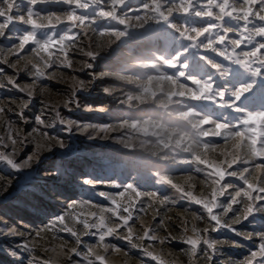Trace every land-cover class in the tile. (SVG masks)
<instances>
[{"label":"rangeland","instance_id":"obj_1","mask_svg":"<svg viewBox=\"0 0 264 264\" xmlns=\"http://www.w3.org/2000/svg\"><path fill=\"white\" fill-rule=\"evenodd\" d=\"M24 2L26 5V0ZM142 2L143 0H129L130 6L118 9L117 14H126L128 17L143 15ZM163 2L167 4V0ZM197 2L206 3L207 0H197ZM67 8L68 6L63 3H48L37 5L36 10L42 14L56 12L63 17ZM95 10L97 6L92 5L86 12L80 9H77V12L91 17ZM173 22L187 23L189 26L220 23L210 21L208 18L185 17L179 14L174 15ZM131 23L133 27L129 30L130 35L111 43L110 46L109 42L114 38L109 35L101 36L100 33L111 28L124 27L116 24L115 21L97 18L96 24L85 28H70L67 23L59 25L54 35L70 30L73 36L78 37L75 46L66 49L71 67L61 66L63 54L57 53L55 49H53L55 54L51 68L45 67L43 62L36 59L31 52L33 45L26 46L25 51L21 53L23 59L13 56L10 49L18 45L19 41L16 37L28 27L18 21H14L8 29H5L4 36H0V108L4 109V112L0 113V137L4 138L3 143H0V152L12 153V158L22 165L20 170L16 171L0 161V264H45V261H50V264H88V260L95 261L97 255L104 256L106 264H155L146 252L161 255L168 264H247L251 254L258 251L262 242L261 237L264 235V210H261L264 209V200L256 202V210L247 220H243V210L248 203L243 196L238 197L241 203L233 205V211L227 216L223 214L221 208L214 209L220 219L235 231L225 227L212 231L215 222L208 219V213L200 205L183 197L159 179L161 176H168L186 191L203 198L210 195L213 187H219L213 185L206 175L211 169H205L204 165H198L194 161L181 163L182 160H190V154L179 149L175 152L168 149L160 150L153 148L151 143L141 145L139 139L130 142L135 145L131 148H126L123 143L117 142L122 133L127 131L119 128L122 120L147 118L148 114L119 103V100L124 98V91L131 90L133 85L114 77L133 76L142 71L137 67L138 62L149 59L153 52L163 51L173 43V38L176 46L189 43L180 40L179 33L166 26L156 25L152 21H149L146 27L151 29L163 27V33L153 32L141 38L144 30L135 27V20ZM223 23L234 28L238 27L237 22L227 18ZM242 24L243 22H240L239 26L242 27ZM259 24L260 21L253 20L248 27L252 28ZM216 31L218 29L213 30V35ZM201 39L203 40L204 37ZM228 39H238V36L232 32L228 34ZM259 41L260 38L257 37L254 43ZM251 47L252 45L242 46L236 51H247ZM88 50L100 52V56L95 61H90L84 54ZM169 51H171L170 47ZM201 55L213 56L225 67L243 73V69L215 57L214 53H206L203 49L190 48L185 53L190 65L194 63L203 65L204 62L200 60ZM89 62L93 64L92 68L86 66ZM33 63L38 64L45 74L43 78H37L32 67ZM191 71V67L186 70V72ZM209 71L213 70L209 69ZM106 73L108 75H104ZM10 79L13 83H9ZM214 80L216 84L226 87L230 86L228 81L232 84L237 83L231 73L227 80H221L218 76H214ZM80 81L84 82L83 91L80 90ZM185 83L190 84V81ZM106 87L112 90V95L104 92ZM74 89L80 107H77L75 102L66 103L72 99ZM29 92L32 93L31 97L28 95ZM187 103L194 105L210 119L223 120L226 117L230 123L237 122L238 114L230 109L209 102L189 100ZM84 105L104 108L106 111H86ZM243 105L250 111L264 110V81L260 78H256L253 91L249 94V98L243 101ZM21 111L23 119L19 115ZM157 112L163 116L161 110ZM38 116L45 122L43 126L37 122ZM164 119L168 118L164 117ZM61 120L65 123H61ZM68 121L77 124H112L115 130L111 132L112 138L103 139L98 136L96 139H88L75 127L69 132ZM9 130L18 141H25L23 145L18 143L15 150L7 140ZM42 132H47L49 137L55 139L44 141L39 134ZM140 139L152 141L155 138ZM205 139L209 143L218 144L219 147L214 152L209 150L206 154L202 153V156L216 162L231 159L223 153L226 149H231L233 141L225 144L221 137ZM61 141L67 146L65 149L59 147ZM39 143L55 147L51 152L38 150L36 145ZM4 144H7V147ZM34 152L39 153V158L33 156L30 166L24 167L23 161ZM153 152L157 155H153ZM165 152L169 159L160 160L159 155ZM255 163H264V161L257 159L248 165L234 164L232 168H227V164L220 166L227 172L249 167L250 181L256 183L260 172L254 167ZM197 168L200 171H197ZM90 173L102 176L105 182L95 187L83 184L82 178ZM189 177L192 179L189 180ZM128 183L133 184L143 194L137 200L135 208L131 209L133 219L129 221V225L133 229L134 236H141L145 228H150L157 235L158 240L151 248L147 247L148 241L135 240L137 245L144 246L145 251L140 247L132 248L124 238L127 229L121 228L118 234L107 236L104 241L107 247L101 248L98 246L96 229L85 230L83 224H77L73 217L84 220L89 212L99 213L100 208L111 207L110 201L99 193L114 195L123 191V188H112L111 184ZM220 184L226 187L225 194L218 196V201L225 206L237 190L245 187L241 180L230 175H225ZM153 192L157 194L155 198L148 195ZM260 195L264 196V193ZM129 196L135 199L133 193H126L124 198L118 200L121 207L127 206ZM83 201H88L89 206H82ZM61 215L65 216V223L79 233V244L70 233L59 230L63 225L54 223ZM105 215L115 220L111 217V213ZM237 215L241 218L240 223L234 220ZM93 219H89V223H92ZM111 226L115 227V224ZM49 227L52 230H49ZM193 227L198 229L202 237L206 236L208 240L218 242L211 261L205 255L206 251L209 254L211 251L203 242L198 248L197 258H192L188 250L189 246L182 243L185 237L193 236ZM11 229H16L17 234H10ZM205 229L208 230L206 233ZM86 231L88 234H85ZM237 232L241 235H237ZM169 237L171 239H166ZM161 239H166V242L160 244L158 241ZM90 247L93 252L91 257L88 256ZM259 259L260 257H257V260ZM95 264L99 262L96 261Z\"/></svg>","mask_w":264,"mask_h":264},{"label":"snow or ice","instance_id":"obj_2","mask_svg":"<svg viewBox=\"0 0 264 264\" xmlns=\"http://www.w3.org/2000/svg\"><path fill=\"white\" fill-rule=\"evenodd\" d=\"M48 3H63L68 8L64 11L63 17L56 12L42 14L36 10L37 5ZM92 5H96L97 10L94 11V15L91 17L77 12V9L86 12ZM126 6H130L129 0H26V5L24 0H0V18H2L0 19V36L5 35V29H8L14 21L27 25L28 27L23 33L16 37L19 43L14 49H10L11 54L23 59L21 53L25 51L26 46L33 45L31 52L36 59L43 62L45 67L51 68L54 63L53 55L55 54L53 49L57 53L63 54L64 59L61 61V66L71 67V60L66 49L74 47L78 37L73 36L70 30L59 35L53 34L59 25L65 23L70 28H85L96 24L97 18H99L123 25V28H111L100 33L101 36L109 35L114 38L110 40L109 46L111 43L120 41L130 35L129 30L133 27L132 20L136 21V28L144 30L141 33V38L153 32L163 33L164 31L163 27L158 29L146 27L149 25V21L156 25L166 26L179 33V39L188 41V44L176 46L173 38V43L165 47L163 51L153 52L149 59L138 62L137 67L142 71L135 73L133 76L121 75L114 77L133 85L131 90L124 91V98L120 99L119 103L127 105L130 109H139L148 114L147 118L122 120L119 128L127 131L122 133L117 142L123 143L126 148H131L135 145L130 142L139 139L141 145L151 143L153 148L160 150L168 149L175 152L179 149L190 154V160H182L181 163L194 161L198 165H204L205 169H211L206 175L213 185L219 187H213L210 195L203 198H198L191 191H186L184 187L174 183L168 176H161L159 179L160 182L170 185L183 197L200 205L208 213V219L215 222L212 231L222 227L235 231L220 219L219 214L214 212V209L221 208L223 214L227 216L229 212L233 211V205L241 203L238 197L243 196L248 202L247 207L243 210V220H247L256 210V202L264 200V196L260 195L264 193V163L254 164V167L260 172V175L256 178V183L250 181L249 167H243L239 171L227 172L226 169L220 166L227 164V168H232L234 164L243 163L248 165L257 159L264 161V110L250 111L246 110L243 105V101H246L253 91L256 78L264 81V0H207L206 3H198L197 0H167V4L163 0H143L141 5L143 15H135L134 17H128L126 14L118 15L117 10ZM176 14L185 17L208 18L210 21L220 23L189 26L187 23L173 22V17ZM226 18L237 22L238 27L234 28L231 25L224 24ZM253 20L260 21V24L249 28L248 25L252 24ZM240 22H243L242 27L239 26ZM216 29L218 31L213 35V30ZM232 32L236 33L238 39H228V34ZM201 37H204V39L202 40ZM257 37L260 38V41L254 43ZM248 45H252L249 50L236 51L242 46L247 47ZM169 47L171 51H169ZM190 48L203 49L206 53H214L215 57L243 69V73L234 72L233 69L225 67L223 63L209 55L200 56V60L204 62L203 65L195 63L190 65L185 57V53ZM84 54L90 61H95L100 56V52L91 50L85 51ZM45 57H47V60H45ZM5 59L7 61V58ZM86 66L92 68L93 64L89 62ZM32 67L35 69V75L38 79L44 77L45 74L38 64L33 63ZM189 67L192 68V71L186 72ZM168 69L172 71L169 72ZM209 69L213 71H209ZM230 73L233 80L237 82L236 84H232L231 81H228L230 85L228 87L216 84L214 76H218L221 80H227ZM186 81H190V84L185 83ZM9 83H13V81L10 79ZM79 83L80 90L83 91L84 82L80 81ZM104 92L108 95L113 94L112 90L107 87L104 88ZM28 95L31 97L32 93L29 92ZM189 100L209 102L212 105L230 109L238 114L236 117L237 122L235 124L230 123L226 117L223 120L210 119L208 115L202 114V111L194 105L187 103ZM72 102L80 107L79 101L76 99L75 89L73 90L72 99L66 103ZM84 108L86 111H106L104 108H95L91 105H84ZM157 110H161L163 116ZM3 112L4 109L0 108V113ZM19 115L23 119L22 111ZM164 117L168 119L165 120ZM36 119L40 125H44L45 122L39 116ZM61 123H65V121L61 120ZM73 127L79 129L80 134L86 135L88 139H96L98 136L100 138H112L111 132L115 130V126L112 124H77L74 121H68L67 130L71 132ZM39 134L44 141L55 139V137H49L47 132ZM141 137H154L155 139L148 141L140 139ZM208 137H221L225 144L233 141L231 149H226L223 153V155L230 156L231 159L216 162L202 156V153L206 154L209 150L214 152L219 147L218 144L209 143L205 139ZM7 140L13 145V150H15L18 143L21 145L25 143L24 140L18 141L10 130L7 134ZM3 141L4 138L0 137V143H3ZM4 146L7 147V144H4ZM36 147L38 150L51 152L55 146L39 143ZM59 147L65 149L67 146L61 141ZM12 155V153L0 152V161L19 171L22 165L18 164L12 158ZM153 155H157V153L153 152ZM33 156L38 159L39 153L34 152L33 155L28 156L23 161L24 167L30 166ZM158 158L167 160L169 156L165 152L159 155ZM197 171H200V169L197 168ZM225 175L234 176L245 185L243 189L237 190L235 195L231 196L226 206L218 201V196L225 194L226 186L220 184ZM213 177L215 179H212ZM188 179L191 180L192 177ZM104 182L102 176L91 173L82 178L83 184L93 187ZM110 187L123 188V191L114 195L105 192L99 193L100 196L109 200L112 206L100 208L99 213L89 212L84 220L73 217L75 222L83 224L85 230L96 229L98 246L101 248L107 247L104 244L105 238L118 234L121 228L127 229V235L124 238L131 244L132 248L140 247L142 251H145L144 246L137 245L135 240L148 241L147 247H153L158 238L152 229L145 228L143 235L134 236L133 229L129 225V221L133 219L131 209L135 208L137 200L143 194L131 183L124 185L111 184ZM129 192L134 194L135 199L129 196L127 206L121 207L118 200L124 198L126 193ZM148 195L153 198L157 196L155 192ZM82 206H89V202L83 201ZM92 207L98 206L92 205ZM105 213H111V217H114L115 220H111ZM89 219H93V222L89 223ZM197 219H200V217H197ZM234 220L236 223L241 222L239 215L235 216ZM54 223L63 225L59 230L70 233L71 236L76 238L77 244L80 243L79 233L65 223L64 215L57 217ZM111 224H115V227ZM49 230H52L51 227H49ZM204 231L206 233L208 230L205 229ZM192 232L193 236L185 237L182 240L183 244L189 246L188 250L191 257L197 258L198 248L203 242L207 249L211 251V254L208 251L205 252L208 260L211 261L218 242L210 241L206 236L202 237L195 227L192 228ZM10 234H17L16 229H11ZM85 234H88V232L86 231ZM236 234L241 235L239 232ZM166 239H171V237ZM166 239H161L158 242L164 244ZM261 241L258 251L251 254L247 264H264V235H262ZM25 247L27 248V246ZM114 250L118 251L119 249ZM125 254L127 255V253ZM92 255L93 252L90 247L88 256L91 257ZM146 255L155 261V264H168L161 255L152 252H146ZM257 257H260V259L257 260ZM96 261L99 264H106L105 257L100 255L95 257V261L89 259L88 264H95ZM45 264H50V261H45Z\"/></svg>","mask_w":264,"mask_h":264},{"label":"bare ground","instance_id":"obj_3","mask_svg":"<svg viewBox=\"0 0 264 264\" xmlns=\"http://www.w3.org/2000/svg\"><path fill=\"white\" fill-rule=\"evenodd\" d=\"M104 139V138H103Z\"/></svg>","mask_w":264,"mask_h":264}]
</instances>
